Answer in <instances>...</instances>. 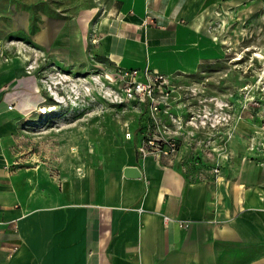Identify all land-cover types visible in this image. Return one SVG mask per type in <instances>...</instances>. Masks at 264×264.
Returning a JSON list of instances; mask_svg holds the SVG:
<instances>
[{"label":"crops","instance_id":"obj_1","mask_svg":"<svg viewBox=\"0 0 264 264\" xmlns=\"http://www.w3.org/2000/svg\"><path fill=\"white\" fill-rule=\"evenodd\" d=\"M111 1L87 30L86 18L79 20L82 43L85 32L117 66H149L170 76L194 70L197 61L176 60L170 44L186 36L183 28L207 0ZM61 28L67 45L78 47L67 18H50V43ZM12 59L16 74L0 75V264H264V148L236 146L232 133L223 149L216 142L223 135L212 134V150L195 149L212 162L193 163L182 150L142 157L137 145L146 114L125 101L129 130L139 123L131 137H119L109 161L67 166L55 184L42 175L48 166L14 155L22 126L43 114L37 107L44 94L37 73ZM258 132L241 137L242 144L262 138ZM125 165L141 175L125 176Z\"/></svg>","mask_w":264,"mask_h":264},{"label":"rangeland","instance_id":"obj_2","mask_svg":"<svg viewBox=\"0 0 264 264\" xmlns=\"http://www.w3.org/2000/svg\"><path fill=\"white\" fill-rule=\"evenodd\" d=\"M111 2L0 0V75L16 74L10 59L23 58L25 69L42 80V104L55 105H50L52 110L31 116L22 126L25 136L14 155H25L29 163L48 166L42 175L49 174L55 184L67 172V166L109 161L110 154L121 147L119 137L127 139V119L132 118V112L120 93L118 66L105 56L98 42L87 41L85 32L82 43L78 30L82 17L86 18L87 30L91 26L88 22ZM50 18L70 19V27L77 31L78 47L67 45L66 28H61L50 43ZM182 33L186 36L172 42L170 49L176 60H196V67L185 68L187 72L178 70L170 77L180 85L179 108L184 115L195 116L183 124L194 131L187 132L186 137L199 134L197 141L182 145L181 155L212 162L211 156L199 157L195 151L197 146L208 149L210 141L206 137L211 133L217 137L233 133L236 146L261 148L264 0H207L198 19ZM137 126L138 121L130 130ZM99 130H103V137L97 136ZM255 130L262 138H250L242 144L241 137L253 136Z\"/></svg>","mask_w":264,"mask_h":264},{"label":"built area","instance_id":"obj_3","mask_svg":"<svg viewBox=\"0 0 264 264\" xmlns=\"http://www.w3.org/2000/svg\"><path fill=\"white\" fill-rule=\"evenodd\" d=\"M117 75L120 80V93L124 101L136 105L139 110L146 114L145 122L140 125L142 139L137 145L138 154L142 157L152 154L155 157L161 155H170L181 150L182 145H186L187 141H195L198 137L196 134L186 137V133L191 134L194 131H189L183 127V124L188 119H194L193 114L186 113L180 107L181 93L180 85L175 84L168 73L160 70L144 66V67H117ZM12 108L13 105H8ZM49 105L40 104L37 107L38 113L48 111ZM189 115L190 118H187ZM128 126V124H126ZM139 126V123H138ZM212 134L207 135L209 141ZM127 138L131 137V131L126 130ZM230 133H226L221 137V147L224 149V141L226 142ZM202 142L205 138L199 136ZM197 141V140H196ZM209 148L212 150V145L209 143ZM261 147L264 148V142H261ZM195 152V151H194ZM200 157V156H199ZM193 163L198 160H190ZM213 171H218V165L215 163ZM186 223H180L183 225Z\"/></svg>","mask_w":264,"mask_h":264},{"label":"water","instance_id":"obj_4","mask_svg":"<svg viewBox=\"0 0 264 264\" xmlns=\"http://www.w3.org/2000/svg\"><path fill=\"white\" fill-rule=\"evenodd\" d=\"M122 170L125 176H140L141 175V171L135 165H125Z\"/></svg>","mask_w":264,"mask_h":264},{"label":"bare ground","instance_id":"obj_5","mask_svg":"<svg viewBox=\"0 0 264 264\" xmlns=\"http://www.w3.org/2000/svg\"><path fill=\"white\" fill-rule=\"evenodd\" d=\"M23 59V58H22ZM20 57H16V58H13L12 60H13V62H16V61H18L19 63H21V64H25L24 63V61L22 60ZM46 109H49V110H52V109H54V107H52L51 108V106L49 105V107L48 108H46Z\"/></svg>","mask_w":264,"mask_h":264}]
</instances>
